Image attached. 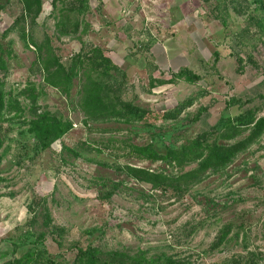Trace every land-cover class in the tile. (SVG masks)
Returning a JSON list of instances; mask_svg holds the SVG:
<instances>
[{
    "label": "rangeland",
    "instance_id": "374dc122",
    "mask_svg": "<svg viewBox=\"0 0 264 264\" xmlns=\"http://www.w3.org/2000/svg\"><path fill=\"white\" fill-rule=\"evenodd\" d=\"M66 3L41 0L33 17L22 0H0V264L27 253L29 264L72 263L75 247L152 264H264V0H88L75 34L59 24ZM95 49L144 120L86 117L78 70L66 93L44 82L39 50L67 70ZM181 69L197 80L175 77ZM44 114L65 131L47 150L33 129ZM211 145L240 147L177 181L197 162L168 150Z\"/></svg>",
    "mask_w": 264,
    "mask_h": 264
},
{
    "label": "trees",
    "instance_id": "16d2710c",
    "mask_svg": "<svg viewBox=\"0 0 264 264\" xmlns=\"http://www.w3.org/2000/svg\"><path fill=\"white\" fill-rule=\"evenodd\" d=\"M24 11L26 14L36 17L41 11V0H22ZM82 6L87 9L88 0H68L64 4L63 12H61L60 26L66 34L68 32L75 34L78 31L79 24L76 17L81 14ZM43 54L39 50L38 60L42 66V72L45 74L44 82L55 89L62 90L63 93L68 91L71 85L72 78L75 73L81 72L84 80L81 87V94L79 97L80 106L84 115L91 120H105V119H133L137 121L144 120L147 112L134 107L121 100V84L114 82L110 86L108 82L113 81V74L118 72V67L113 65L111 61L103 55L100 50H93L90 53H78L70 59V64L66 70L59 62L53 60V63L47 57L44 59ZM49 51L46 52V55ZM175 77L193 82L197 77L192 75L187 69H181ZM3 103L0 95V112L2 111ZM167 114L164 115V117ZM34 132L39 140L42 150H47L53 142L58 140L63 134L64 129L56 121L55 118H48L47 114L39 116L33 123ZM240 145H234L229 148L211 145L206 147L205 154L199 153L190 147H183L180 151L168 150L166 158L172 162H197V168L190 170L177 178V181L184 183H192L203 176L208 170L218 168L226 164L238 151ZM137 154L144 156V158L156 159L157 156L145 148H136ZM136 176L144 180L149 177L146 172L132 170ZM157 178V177H155ZM156 181V180H155ZM42 201V199H39ZM43 211L44 210L43 207ZM45 225L50 226V218L48 214H44ZM53 229L59 233H63L62 229ZM76 255L72 263L67 264H152L142 259H131L124 253H107L102 256L97 250L86 247L85 249L75 247ZM30 253L25 254L21 259L16 260V264H29L31 263ZM159 264V263H158ZM161 264H180L174 263L170 259H165Z\"/></svg>",
    "mask_w": 264,
    "mask_h": 264
}]
</instances>
